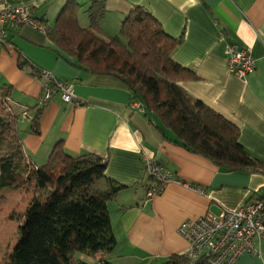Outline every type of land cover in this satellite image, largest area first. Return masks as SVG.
<instances>
[{
  "label": "crops",
  "instance_id": "crops-1",
  "mask_svg": "<svg viewBox=\"0 0 264 264\" xmlns=\"http://www.w3.org/2000/svg\"><path fill=\"white\" fill-rule=\"evenodd\" d=\"M2 1L9 6L34 4V16L48 25L65 0H57L59 6L49 5L51 0ZM135 5L149 11L168 35L183 33L172 56L197 78L181 81V87L235 125L240 143L264 160V0H106L102 31L115 34ZM6 28L8 44H0V84L12 85L25 104L33 102L21 105L22 110L42 106L38 134L30 132L31 120L22 119L29 122L21 136L24 154L41 165L57 143L72 156L97 153L106 160L104 175L125 186L107 204L116 238L115 248L105 256L109 263L159 264L183 254L187 242L177 233L183 220L236 208L264 188L263 175L226 171L166 139L143 112L128 107L130 93L123 83L79 69L44 32L26 25ZM228 44L250 48L256 69L246 81L228 72ZM18 57L26 62L25 69L18 66ZM31 66L73 83L78 103H65L59 94L42 103V80L30 75ZM143 156L155 158L179 180L164 184L146 204L142 201L149 178ZM28 194L25 209L32 199ZM256 247L259 254L245 253L234 264H264V243Z\"/></svg>",
  "mask_w": 264,
  "mask_h": 264
},
{
  "label": "trees",
  "instance_id": "trees-1",
  "mask_svg": "<svg viewBox=\"0 0 264 264\" xmlns=\"http://www.w3.org/2000/svg\"><path fill=\"white\" fill-rule=\"evenodd\" d=\"M105 1H90L89 26L81 27L78 4L66 0L52 24L42 23L46 37L79 69L109 75L123 83L130 99L143 104L148 122L166 139L226 171L264 176V160L240 143L239 129L181 87V81L197 78L193 70L172 56L183 33L176 38L168 35L149 11L135 5L115 34H105L100 25ZM0 44H8L6 38ZM26 65L18 57V66L25 69ZM29 69L31 76L41 79L42 70ZM12 92L9 83L0 84V95L5 94L16 104ZM2 102L0 190H15L33 179L36 189L45 192L43 196L34 195L26 207L5 264H90L73 256L94 259L97 252L102 256L93 264H111L105 256L115 248L116 238L107 204L125 186L104 175L106 160L101 155L87 152L72 156L61 143L52 148L43 164L33 163L22 148L20 113L11 103ZM23 111L31 113L30 132L38 134L42 106H27ZM251 198L264 203V188ZM159 264L206 261L174 254Z\"/></svg>",
  "mask_w": 264,
  "mask_h": 264
},
{
  "label": "built area",
  "instance_id": "built-area-1",
  "mask_svg": "<svg viewBox=\"0 0 264 264\" xmlns=\"http://www.w3.org/2000/svg\"><path fill=\"white\" fill-rule=\"evenodd\" d=\"M0 0V42L6 37V26H30L45 33L44 25L34 16L32 3L9 6ZM228 72L241 81L256 69V62L247 46L228 44L225 47ZM42 92L40 100L49 101L59 94L65 103H78L73 83L58 79L51 71L42 70ZM128 107L143 112L139 100H131ZM23 119H31L25 113ZM145 175L149 178L143 204L148 203L162 186L168 182L179 181L175 173L150 156H143ZM177 233L186 240L183 253L197 261L205 259L206 264H234L243 254H259L256 244L264 243V203L251 198L236 208H225L219 213L206 212L193 219L183 220Z\"/></svg>",
  "mask_w": 264,
  "mask_h": 264
},
{
  "label": "rangeland",
  "instance_id": "rangeland-1",
  "mask_svg": "<svg viewBox=\"0 0 264 264\" xmlns=\"http://www.w3.org/2000/svg\"><path fill=\"white\" fill-rule=\"evenodd\" d=\"M73 1L78 4L77 19H78L79 25L83 27L82 24L85 23V24H88L85 27H88L89 17H88L87 9L90 6L91 0H73ZM65 2L66 0L59 6L60 3H57V0H51L49 2V5H53V6L58 5L60 8L56 12L53 20L51 19L53 18L54 11H52L51 13L48 12L46 18L51 20L53 23L57 14L60 12ZM80 20L82 22L81 24H80ZM119 26H120V23H119ZM12 97L16 101L19 100L18 102L20 103V105L18 103L15 104L12 101H10L9 98L5 94L4 96L0 95V101L2 102L3 100V101H7L11 103L14 107V110L20 113L21 119L25 117V113L31 116V114H29L28 111H23L20 109H22L21 105L22 107H24L25 105H33V102L29 101L28 104H25V101L20 99L16 91H13ZM20 126L23 132V128L28 127L29 122L22 120L20 122ZM22 132H21V136H22ZM28 193H30L31 197H33L34 195L43 196L45 192L43 190L36 189L33 179H30L27 182H25L21 188H18L15 190L13 189L0 190V264H5L7 262L8 254L11 251L13 244L17 238L19 221L21 219L20 216H22L25 211V208L23 205H24V200L29 195ZM101 256L102 255L100 254V252H97L93 256L94 259L91 257L84 256L82 254H75L73 257L74 259L76 258V259L87 260L90 264H93L95 263V260L101 258Z\"/></svg>",
  "mask_w": 264,
  "mask_h": 264
}]
</instances>
